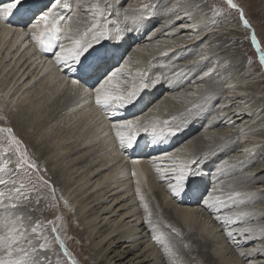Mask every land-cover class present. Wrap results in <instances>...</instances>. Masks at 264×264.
Segmentation results:
<instances>
[{"label": "bare ground", "instance_id": "bare-ground-1", "mask_svg": "<svg viewBox=\"0 0 264 264\" xmlns=\"http://www.w3.org/2000/svg\"><path fill=\"white\" fill-rule=\"evenodd\" d=\"M40 1L25 0L22 2L21 0V4L14 10L12 16L8 17L6 21L0 20V105L4 103L5 109L17 111L14 116L16 124L26 125L28 122L29 124L27 125L30 128H35L39 125L40 131H44L43 135H51L48 143L45 141L41 150V153L47 156L52 153L51 157L46 158L49 161L47 164L48 168L44 171L46 177H51L50 179H52L56 176L57 171L51 167L54 165L52 159L61 154L63 150H66L64 155H62L64 158L60 160L59 165L69 162L70 165L65 169L64 173H61L65 178L63 179V187L59 191L63 194L60 201L70 207V209H73L76 215H80L79 222L84 227V234L91 237L95 243V248L98 247L96 250L97 258L100 256V261L103 264H124L123 261L129 255H132V257L125 264H201L199 262L201 258L205 264H222V262L217 261L221 258L220 249L214 248L216 255H213L210 250V246H213L212 242L215 234H217V231L213 232L215 229L217 230V227H222L221 231L222 229L224 230L226 238H229L228 232H233V235H239L237 239L242 240V242H236V240V243H232L233 246L239 243L243 247L249 245L246 249L239 251V254L243 253L242 257L244 260H249L245 264H264V232L257 231V227L254 225L255 231L248 233L250 235L247 239H244L245 236L240 232V229L251 227H243L242 225L251 217L235 220V214L238 212H255L257 216L262 215L264 212L255 211L253 209L255 206L250 205L257 203L260 200L259 196L255 192L248 190L256 194L251 200H246L243 203H233L227 200V196L232 192H243V190H240L243 186L226 188V183H228L226 181L224 185L222 183H214L219 180L218 175L224 174L227 168L230 170L232 168L231 171L239 169L238 166L243 167L245 161L238 165L237 160H234L235 165H230L225 169L216 166L220 168L218 175L216 174V180L212 181L210 176L208 178L209 183L212 181L217 193L211 195L209 192L208 194L207 201L211 206L202 204L199 207L197 204L198 199L192 196L198 191L202 190L203 192L206 189L203 184L195 188L197 183L192 182V178L195 175L189 177L185 182L183 196L174 195L169 187L170 184L176 183L174 173L171 171L174 166L194 161L195 163L192 165L199 164L198 168L200 169L205 162V153L212 152L213 154L215 152L214 156L222 155L227 153L226 150L232 145H238V147H241L240 149L243 148L240 150L242 152L245 151V148L251 149L252 147L256 148V146L261 147L263 145L261 147L262 150H259V152H264V133L262 129L264 117H260V112L257 114L253 112V107H249L246 104L237 105L236 108L231 109L228 113L221 110L213 117L214 121L210 122L208 120L206 122L210 127H227L229 126V121H232L234 127L236 126L232 136H237V139L233 141L231 136H226L225 139L218 137L217 142L214 145L212 144L213 146L206 143L207 140H211L209 138L204 139L202 142L195 141L196 144H194L193 139L189 138L193 131L191 132L190 129L187 134L184 131L185 126L194 121L197 123V120L204 116V112L194 106L197 102L204 98L207 100L208 96L211 98L213 96L216 97V95H220L219 98H224L223 103L226 104L227 102L233 103L232 99L245 98L244 92L248 88L246 84L250 82L251 78H255L258 75L252 77L247 75L242 78L239 76L238 78L237 76L236 78L225 76L215 85L210 82V89H205V92L201 91L203 93L198 92L204 89L203 87L206 84H199V87H194L196 92L194 95L192 94L195 92L186 89L192 94L185 92L186 94L183 97L179 90H176L179 87L178 85L182 83L183 78L187 76V74H184L187 70L182 65L178 66V64L174 63H176V58L187 56L191 52L192 47L195 49L200 44L198 42L205 32L201 23L204 14L202 12L196 14L192 12L193 8H181L176 6V4L175 7H178L176 11L171 9L173 11L172 15H174L171 20H169L170 16L167 22L162 23L158 26V29L153 31V28H148L150 24L146 23L148 19L147 13L144 19L134 21L133 18L138 17L136 14L138 10L133 14L132 11L138 8L137 4L133 2V4L126 5L124 10L126 15L122 16V12L119 11L120 0H107V3L112 5L111 8L105 10V17L109 21V39L111 44L105 43L106 39L102 41L104 43L103 47H100V44L96 48L98 50H108L113 55L101 64L93 75L88 78H82L79 87H74L71 80L79 78L78 75L74 74L70 67L57 65L55 62L56 52L61 50V46L65 49L71 48V40L62 34L58 49L52 56H49L40 55L36 42L32 39L31 33L35 31L39 34L43 30V23L41 22L40 26L35 29L32 25L54 2V0ZM156 1L157 5H154L155 12L153 11L152 13L155 19L161 15L159 8L164 0ZM8 2L9 0H0V3ZM95 2L96 0H69L71 10L58 7L54 12L57 18L60 16L65 18L61 27L69 23L68 17H72L70 23L73 31L83 32L86 28L91 27L93 21L89 9ZM99 2L103 5L105 0H99ZM179 19L182 25H174L173 22ZM145 29L148 31L141 36V42L144 41L145 43L148 41L153 33L161 41L167 38L163 41L167 45L160 46L158 50L154 51V48L146 47L151 46V39L144 46L139 45L138 48L133 49L134 51L131 49L132 52L127 54V60L125 54L129 51V49L127 50L128 46L130 45L131 47L132 41L139 38L140 33ZM218 30V27H211L207 35L210 34L212 36ZM122 33L124 36L126 34L131 35L129 38L124 39V36L120 35ZM117 37L120 38L117 39ZM170 38H172V41H169ZM112 40L115 43H112ZM185 43L187 45H184ZM196 50H194L195 53H197ZM161 53L167 54L161 55ZM195 53H192V55ZM123 54L125 57L122 56ZM198 54H201V51ZM123 57L125 61L122 64ZM88 59L90 60L91 56ZM193 60V62L189 61L190 63H184V65L190 68L189 72L200 74L196 80H205L208 74H202L204 70L200 69V66L203 65L200 61L201 59L195 58ZM151 64L154 65V70L148 75V68H151L149 67ZM157 68L171 69V76L164 80L165 76L163 78L160 76L162 73H156L155 70ZM116 69L121 70L116 73L113 84L118 85L120 92L127 93L134 85L138 86L142 82L146 83L145 77H149V84L155 85V89L151 90L149 94L147 89H144L136 100L125 108L117 109L113 106L101 109L95 103V88L98 87L101 80ZM141 72L147 73L143 80L140 78ZM188 83H192V80L187 81ZM186 86L189 87V85ZM212 86L215 89L211 90ZM37 91H40L38 95H36ZM164 92L167 95H164ZM161 95H164V97L160 98ZM34 96L35 99H30ZM154 96L155 98L153 99ZM139 98H142L141 101L145 99L156 101L146 110L138 112L140 110V107H137L138 102H140ZM26 101L27 103H25ZM177 101H181V106L180 103L177 105ZM40 108L42 109L40 110ZM24 109L28 111L23 112ZM113 111H115V115H108V113ZM198 111L200 112L198 113ZM36 112H43L41 113L43 117L38 121L33 119L36 117ZM192 112L195 113L192 114ZM173 115L176 117V125L178 123L183 124L180 130L175 135H169L167 130H165L159 142L154 143L151 125L155 124L158 128H165L164 122L167 121V127H171L172 124L175 125V122H172ZM62 116H64L63 123L67 127L65 130L54 133L51 128V122L58 121ZM188 116H191L189 120ZM184 118L187 123L182 121ZM123 120H137L139 122L138 127L148 128V131L139 133L132 148L121 149L112 129V124ZM75 122L77 123L75 124ZM78 123L81 126H86L88 130V133L80 139L81 135L74 130ZM5 125L6 123L3 122V126ZM39 129L33 131L35 136L39 134ZM70 135H72L71 140H73L69 144H75L68 146L65 138L69 141ZM173 136L176 138H173ZM212 136L210 135V137ZM226 142H229L228 147L221 149L223 147L222 144ZM43 143L37 144L41 146ZM166 153L170 154V157L165 156L164 154ZM243 156L250 157V155L248 156L244 153L241 156H237V158L240 159ZM156 157L164 158L154 160ZM231 160L232 158L229 159V162ZM222 164L221 162L220 166ZM193 168L192 171L194 172ZM239 173L240 170L228 174L229 177L231 176L230 184H239L243 179L247 178L243 175L235 177ZM43 188L45 187L43 186ZM138 188L139 193L137 192ZM224 188L226 190L222 191ZM218 192L220 193L218 194ZM141 196L143 201H141ZM46 197L49 199V196ZM184 198L187 204L186 206H181L180 204L185 202ZM217 198L223 203H216ZM39 199H41L40 196ZM145 204L147 205V211L144 207ZM191 204L194 205L189 207ZM246 205H249V207H246ZM251 209L254 211H251ZM2 210L4 208L0 207V216ZM149 212L151 213L149 217L151 224L147 223L145 219ZM107 215H109V218ZM229 218L233 219L232 223L228 222ZM208 219H210L209 223H211L210 228L207 225ZM3 220L1 219V221ZM1 221L0 226L3 225ZM100 223L102 224L101 226H99ZM102 226L108 228L102 232ZM173 228L180 229L181 232H173ZM153 236H159L161 242L158 243L153 239ZM219 238L222 240L223 237ZM62 242L65 250L70 252L65 242ZM187 242L195 243L196 246L189 250L190 245L187 246ZM227 249L231 251L234 247L229 246ZM224 252L222 250V254ZM178 253H183L182 256L184 258H180ZM238 256L237 261L233 264L240 263ZM223 264H226V261ZM240 264H244V261L241 260Z\"/></svg>", "mask_w": 264, "mask_h": 264}, {"label": "rangeland", "instance_id": "rangeland-1", "mask_svg": "<svg viewBox=\"0 0 264 264\" xmlns=\"http://www.w3.org/2000/svg\"><path fill=\"white\" fill-rule=\"evenodd\" d=\"M133 2L134 4L138 5V8L136 10L134 9L132 11V14L134 12L136 13L138 10V13H140V14L136 13L138 16L141 15V12H139V10L141 9V5L143 4L152 5V2L154 3L153 5H157L156 0L154 1L153 0H120L119 11L122 12V16L126 15V13L124 12L126 5L133 4ZM232 2L233 4L237 6L236 8L230 7L227 3V0H164V2L161 4V7L159 8L160 9L159 13L161 15L158 16L157 19H155L154 14H152L153 11L155 12V9L151 8L148 10L150 15L148 14V19L146 23L150 24L148 28L149 29L153 28L152 29L153 31L155 29H158V26H160L162 23L167 22V19L170 16L171 17L169 18V20H171V18L174 16L172 15L173 13L172 10L176 11V9L178 8V7H175L176 4H177L176 6H179L181 8H185V7L193 8L192 12L196 14L199 12H202L204 14L201 23L203 24L202 28L203 30H205V32L201 38L202 40L200 39L201 41L199 40L198 42L200 44L195 49L193 47L191 48V52H190L191 54L189 53L187 54V56L183 58H176L175 60L176 63H174V64H178V66L182 65L185 68V70L188 71L187 72L184 70L186 72L184 74H187V76L184 78L182 77L183 81L182 83L178 85L179 87L176 90V91L179 90V93H181V96L184 97L186 93H190L189 91L195 92V88L197 86L199 87V84L200 85L206 84L203 87L204 89L199 90L200 92L197 91L198 93H203L201 91L205 92V89L207 90L210 89L209 88L211 86L210 82L215 85L220 79H222L225 76H232L234 78H236V76L238 78L239 76L240 78H242L247 75L251 77L254 75H258L255 78H251L249 80L250 82L246 84L248 85V88L244 92L245 98L242 97V99L241 98L240 99L236 98L235 100L232 99L233 103L227 102L226 104V103H223L224 98L222 97L219 98L220 95H216V97L213 96L212 98L208 96L206 98L208 101L205 100L204 98L200 102H197L194 105L198 109H200L201 112H204L203 114L204 116H202L201 119L199 118L197 120V123L196 121H194L192 123H189L188 126H185L184 131L186 132V134L189 132L190 129H191L190 130L191 132L193 131L192 135H190L191 137L189 138L193 139L194 144H196L195 141L202 142L204 141V139H208V138L211 140H207L206 143L211 144L210 146H213L217 142L218 137H222V139H225L226 136H231L232 141L234 139H237V136H232L233 131L236 129L235 128L236 126L234 127V124L232 123V121H229V126L227 127L226 126L210 127L207 125L206 122L208 120H210V122L214 121L215 119L213 117H215L216 114L220 112L221 110L228 113L231 111V109L236 108L237 105L239 106L242 104H246L249 107H253L252 109L253 112H255L256 114L260 112V117L262 116L264 117V65H261L259 55L257 54L254 46L252 45L251 38H250V33L252 31L256 35L260 51H264V2L263 0H232ZM241 11H243L244 18L249 22L250 27H245L243 22L241 21V18H240ZM173 23L176 26L182 25L180 19L177 21H174ZM211 27H218L219 29L212 36H210V34L207 35V32ZM147 31H148L147 29L143 30V32L140 33L139 38L132 41V46L131 47L130 45L128 46L127 50L129 49V51L125 54L126 57L124 56V54L122 56H124L128 60L127 54H129V52H132L131 49L133 50L135 48H138L139 45L144 46V44L149 42L151 39H152L151 46H146V47H150V49L154 48V51L158 50L160 46L163 47L167 45V43L163 42L164 39H167V38H164L163 41H161L160 38L157 36H154L153 33L151 34L152 37L148 41H146L145 43L144 41L141 42L140 40L141 36L145 35ZM120 35L124 36L123 33ZM130 35L131 34H126L124 36V39L129 38ZM171 39L172 38H170L169 41H172ZM105 43L110 45L111 40L108 38ZM112 43H115V42H113L112 40ZM103 44L104 43L101 42L100 47H103ZM184 45H187V44L185 43ZM192 49L194 50L197 49L196 50L197 53H195L194 50L192 51ZM101 50H104V49H101ZM200 51H201V54H198ZM192 53H195V54L192 55ZM124 57L121 61L122 64L125 61ZM195 58L201 59L200 61L204 65V66L203 65L200 66V69L204 70L202 71V74H208L205 80H201V79L196 80L200 74L197 75V72H194V74L191 71L189 72L190 68L187 65H184V63H188L189 61L193 62L194 61L193 59ZM153 66H154L153 64L149 66L152 69L148 68L149 69L148 75L151 72H153L154 70ZM167 69L157 68L155 71L158 74L162 73L160 76L162 78L165 76L166 78L164 77V80H166L171 76L170 75L171 69H168V70ZM148 78L149 77H145V82L147 84H149ZM186 79L187 81L192 80V83L187 84ZM193 82L195 83L193 84ZM185 83L186 85H189L190 89L188 86L185 85ZM149 85L150 86L146 88L148 91V94L151 90L155 89L154 88L155 85L154 86H152V84H149ZM186 89H188L189 91ZM212 89H215L214 86H212L211 90ZM39 92L40 91H37L36 95H38ZM165 92H164V95L166 94ZM167 92H170V91H167ZM194 94H196V92L193 93L192 95ZM164 95H161L160 98L164 97ZM35 96L31 97L30 99L32 98L35 99ZM154 98L155 96L153 97V99ZM141 99L142 98H139L140 102H138V105H137V107H140V110L138 112L146 110L156 101L153 99H145L144 101H141ZM25 103H27V101ZM179 103L181 106V101L180 102L177 101V105H179ZM24 107H28V106H24ZM41 109L42 108H40V110ZM26 110L27 109H24L23 112ZM200 111H198V113ZM43 112H36V117L33 119H36V121L40 120L43 117V114H41ZM16 113H17L16 110L12 111L10 109H5L4 103H1L0 105V129L10 128L12 129V132L8 133V132L0 131V164L3 165V168L0 169V176H1L0 180L5 181L4 184H0V193H3V200H5L7 204L15 203L16 193L14 189L18 188L20 184H23L24 188L21 189V191H23L24 194L28 198L27 200L21 199L19 201L18 207L16 208L17 210L8 209V211L6 212H5V209L2 210L3 212L1 211L0 221L1 219H4L6 216H8L9 213H13V217L11 218H14L16 215L22 216L25 228L27 230L26 239L24 240V244H23V246L26 248L27 247H37L38 248V244L40 242H43V237L44 236L48 237L49 248L46 250H43L40 253L41 255L46 257V259L42 261V264H103L100 261V256L99 258H97L96 250L98 249V247L95 248V243L93 242L91 237L86 236V234H84V227L79 222L80 215H76L73 209H70V207H68L66 204H63L60 201L61 197H63V194H61L59 191L63 187V179L65 178L64 175H61V173H64L65 169L70 165V162L67 164L63 163L59 165L60 160L64 158L62 157V155H64V152L66 150H63L61 154L53 157L52 159L54 161V165L51 167L57 171V174H55L56 176H54V178L52 179H50L51 177L50 178L46 177V174L44 173V171L48 168L47 164L49 162L48 159L46 158L51 157L52 153L49 154V156H47V155L42 154L41 150L44 147L43 145L45 144V141L48 143V140L50 139L51 135H45V134L43 135L44 131L43 130L40 131L39 125H37L35 128H30L27 125L29 124L28 122L26 123V125H22V124L19 125L18 123L16 124V122H14V116ZM193 113L195 112H192V114ZM191 116H188V120L191 118ZM63 117L64 116L59 118L58 121L56 120V121L51 122V128L54 133H57L60 130L66 129L67 125L63 123L64 121ZM182 121H185V123H187V120L185 118ZM3 122L6 123L5 126H3ZM172 122H175L174 123L175 125L173 124L172 126L169 125L171 127L179 126V128H181L183 125L179 123L176 125V117H174V115L172 116ZM76 123L77 122H75V124ZM35 129H39L40 131V132L38 131L39 134L37 136L33 134V131ZM89 129H90V126H89ZM262 129L264 133V124L262 126ZM74 130L77 131V134L81 135L79 139L88 133L87 127L81 126L79 123L76 125ZM49 133L51 134L50 130H49ZM210 135H213L212 136L213 138L210 137ZM12 136H14L17 141H19V144H16L11 140ZM71 137L72 135H70L69 141L67 138H65V141L67 140L68 146L75 144V143L69 144V142L73 140V139L71 140ZM173 138H176V137L173 136ZM41 142H44V143L41 146H38ZM228 143L229 142L223 143L222 144L223 147H221V149H224V147L227 148ZM262 146L263 145H261V147ZM261 147L256 146V148L252 147L251 149L245 148V150L246 149L247 150L249 149V150L242 152L240 150H242L243 148L240 149L241 147H238V145L236 146L232 145L229 147V149L226 150L227 153L222 154V155L214 156L215 152L213 154L212 152L205 153L204 154L205 162L201 166L200 169L198 168L199 164H196L195 166L191 165L192 168L194 166L193 168L194 172L198 173V175H195V177L192 178V182L197 183L195 185V188H197L198 185H201V184L205 185L206 187V189H204L203 192L202 190H200L194 195H192L193 197L198 199L197 200L198 206L201 207L202 204L203 205L206 204L205 201L207 200L209 192L211 195L217 194L215 192L216 188H214V186L212 185V181L216 180L217 175H218L217 173L220 171V168H217V167H221L222 169H225L229 167L230 165L234 166L235 165L234 160H237L238 165L242 164L244 161L245 162H244L243 167L238 166L239 169L233 170L234 172L240 170V173H239L240 175L239 174L235 175V177L237 176L241 177L243 175L247 178L243 179L244 181L242 180V182H240L239 184L232 185L230 184L231 176L229 177L228 174H231L233 171H231L232 168L231 170L227 168L224 174L221 173L218 175L219 180L215 181L214 183L216 184L222 183L224 185L226 181L228 182L226 183V188L227 187L228 188L229 187L239 188L243 186L240 188V190H243V192L241 193L249 192L248 190L255 192L259 196L258 198H260L259 200L260 202L258 201L257 203H252L250 205H253L257 208V209L255 207L253 208L255 211L264 212V152H259V150L260 151L262 150ZM244 153H246V155L248 156L250 155V157L243 156L240 159L237 158V156H241ZM230 158H232V160L230 161L231 163L229 162ZM206 160H208V162H206ZM224 160H226V162H224ZM18 162L21 164V167L19 169L17 168ZM221 162L223 164L220 166ZM236 166H237V163H236ZM61 167H62V170H61ZM205 176L206 178H204ZM209 176L212 179L210 183L208 181ZM211 185L213 186L214 189L212 188ZM43 186L45 188H43ZM226 188L222 189V191H225ZM201 189H203V187H201ZM183 193H184V190L181 191L177 196L179 197L183 196ZM219 193L220 192H218V194ZM38 195L41 197V199H39ZM46 196H49V199H47L48 197ZM168 196H170V194H168ZM9 197H12V199L10 200ZM183 200L185 202L180 205L186 206L187 202L185 198ZM176 205L178 204L176 203ZM193 205L194 204H191L189 207ZM246 207H249V205L248 206L246 205ZM253 209H251V211H254ZM1 217H4V218H1ZM57 217H59V219H57ZM107 217L109 218V215H107ZM48 221H52V223L49 224L47 223ZM209 221L210 219H208L207 225L210 228L211 223H209ZM1 222L3 224L4 220ZM37 222H39L40 224V227L38 228V232H40L41 234V239L39 241L36 239V234L31 233V227L36 225ZM263 223H264V213L260 216L256 215L253 218L251 217L247 219V222L242 223V225L243 227L251 226L255 231L254 225L257 227L259 226L258 224L264 225ZM101 225L102 224L100 223L99 226ZM159 225L161 226V224ZM53 227L57 229L56 234L59 236V238L65 242L66 246H68V249L70 250L69 253L73 256L74 262L70 260L69 258H67L66 255L61 250V248L58 247L56 239H55V233L52 232ZM102 228H101V231L103 232L108 227L102 226ZM221 228L222 227H219V228L217 227V230L215 229V231L213 232L215 233L217 231V234H215V238L213 239V242H212L213 246H210V250L213 253V255H216L214 248L220 249L221 258H219L220 260H217L216 258V260L219 262H222V264L224 263V261H226V264H233L234 262L237 261V256L239 255L238 256V258L240 259L239 262L241 263V260H242L244 261V264L247 263L249 260L245 259L246 260L245 261L242 255L239 254V251L246 249L249 245H246L243 247L240 245L241 243L239 244L237 243L238 245L233 246L232 243L242 242L241 239H237L239 235H233L232 237L226 238L227 236L224 235V230L222 229L221 231ZM3 231H4V227L3 225H1L0 233H2ZM180 232L181 230L177 229V233H180ZM243 234L245 236L244 239H247V237L250 235L248 233H243ZM219 237H223L222 240ZM29 239L32 240V245L27 244V240ZM186 245L187 246L190 245L189 250L196 246V244L192 242H187ZM225 246H227L228 248L229 246L230 247L232 246L234 247V249L230 251V249H227V247ZM222 250L225 251L224 254H222ZM110 255H112V253H110ZM182 255L183 253H178V256L180 258H184ZM131 257L132 255H129L123 261L124 264ZM202 260H203L202 258L201 260L199 259V262L201 264H205V262H203Z\"/></svg>", "mask_w": 264, "mask_h": 264}, {"label": "snow or ice", "instance_id": "snow-or-ice-1", "mask_svg": "<svg viewBox=\"0 0 264 264\" xmlns=\"http://www.w3.org/2000/svg\"><path fill=\"white\" fill-rule=\"evenodd\" d=\"M227 3L230 7L236 8L237 6L233 4L232 0H227ZM21 4V0H9L8 3H0V20H7L8 17L14 14V10L18 8ZM111 4L107 3L105 0L102 5L99 0H96L95 3L91 5L89 9L92 16L91 27L86 28L83 32L73 31L71 26L72 17H68L69 23L65 24L64 27H61V24L64 23L65 18L60 16L57 18L54 10L58 7L71 10V5L69 0H54L51 3V6L48 7L47 11L43 12L41 16L38 17L37 22L32 25V27L38 28L40 23H43V30L37 34L33 31L31 33L33 41L36 42L39 49L43 52L51 51L53 46L61 40L62 34L64 37L68 38L72 42V47L65 49L61 46V50L55 54V62L57 65H64L65 67H70L74 74H77L79 78H73L71 83L74 87H79L82 78H88L93 75L106 60H108L113 53L108 50H98L97 45H100L102 41L109 38V21L105 17V10L111 8ZM154 5L143 4L141 5V15L134 17L135 20L144 19L145 14H149V9L154 8ZM241 21L245 27H250L249 22L244 18L243 11L240 13ZM103 21V23H101ZM120 37H117L119 39ZM251 41L253 45L257 48V51L260 53L259 59L261 65H264V51H260L259 44L257 42L256 35L253 33L251 36ZM167 53H161V55H166ZM91 56L89 60L88 57ZM203 59V57H202ZM121 69H116L115 71L109 73L103 80L100 81L98 87L95 88V103L101 109H107L115 106L117 109L125 108L126 106L132 104L138 95L150 85L147 83H140L138 86H133V88L127 93H122L118 90V85L113 84V80L116 77V73ZM147 75L145 72L140 73V78H143ZM207 75V74H206ZM156 83V82H153ZM108 115H115V111L108 113ZM137 120H123L119 123L112 124V129L115 133V138L118 141L120 148H132L136 142L137 136L141 131H148V128L138 127ZM165 128H158L155 124L151 125L153 133V142H159V140L164 135L165 130L169 135H175L179 130V126L176 127H167L168 122L165 121ZM0 131L11 133L12 129H0ZM11 140L19 144V141L16 140L14 136L11 137ZM245 151H248L247 149ZM169 156L170 154H164ZM164 157H156L155 159H163ZM26 163V161H25ZM195 163L194 161H188L180 163L178 166H174L171 171L174 173L175 184H170L169 187L172 190L174 195H178L181 191L184 190L185 182L189 177L193 175H198L192 171L191 165ZM21 164L17 163V168L19 169ZM3 168V165L0 164V169ZM159 171V169H158ZM5 181L0 180V184H4ZM24 188L23 184H20L18 188L14 189L15 203L7 204L3 200V193H0V207L4 208L5 211L8 209H16L18 203L21 199L27 200V196L24 194L21 189ZM139 193V188L137 189ZM252 192H232L227 196V200L233 203H243L246 200H251L254 197ZM11 200L12 197H9ZM141 201L143 197L141 196ZM216 203H223V201L218 198L215 201ZM206 205L211 206L209 202L205 201ZM145 210L147 211V205H144ZM255 212H238L235 214V220H242L245 217L255 216ZM13 213H9L8 216L4 218L3 227L4 231L0 233V264H42V261L46 259L40 253L43 250L49 248L48 237H43V242H40L37 247H24V240L26 239L27 230L24 225L22 216L16 215L14 218H11ZM151 213H148L146 216V222L151 224L149 217ZM59 219V217H57ZM229 223L233 222L232 218L228 219ZM47 223L51 224L52 221ZM40 227L39 222L36 225L31 227V233L36 234V239L39 241L41 239V234L38 232ZM257 231L264 232V226H257ZM173 232H177V229L173 228ZM253 228H243L240 229L241 233H251ZM52 232L56 233L57 229L52 228ZM229 237L233 236L232 232H228ZM56 242L60 245L61 248L64 247L63 242L59 239L57 235L55 237ZM153 239L158 243L161 242L159 236H153ZM28 245H32V240H27ZM66 251V250H65ZM254 251V250H253ZM243 255V253H241Z\"/></svg>", "mask_w": 264, "mask_h": 264}, {"label": "water", "instance_id": "water-1", "mask_svg": "<svg viewBox=\"0 0 264 264\" xmlns=\"http://www.w3.org/2000/svg\"><path fill=\"white\" fill-rule=\"evenodd\" d=\"M252 34H253V32L251 31V33H250V38H251V36H252ZM252 42V41H251ZM252 45H253V43H252ZM254 46V45H253ZM254 48H255V50H256V52H257V54L260 56V53L257 51V48L254 46ZM57 236V234L55 233V237ZM60 239V238H59ZM61 240V239H60ZM62 241V240H61ZM57 245H58V247L59 248H61L60 247V245L57 243ZM61 250L63 251V253L66 255V257L67 258H69L70 260H72L73 262H74V258H73V256L69 253V252H67V251H65V247H63V248H61ZM71 256V257H70Z\"/></svg>", "mask_w": 264, "mask_h": 264}, {"label": "clouds", "instance_id": "clouds-1", "mask_svg": "<svg viewBox=\"0 0 264 264\" xmlns=\"http://www.w3.org/2000/svg\"><path fill=\"white\" fill-rule=\"evenodd\" d=\"M127 107V106H126Z\"/></svg>", "mask_w": 264, "mask_h": 264}]
</instances>
